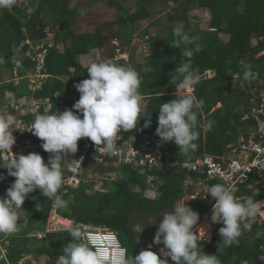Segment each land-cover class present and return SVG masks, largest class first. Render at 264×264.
Returning a JSON list of instances; mask_svg holds the SVG:
<instances>
[{
    "label": "trees",
    "instance_id": "trees-1",
    "mask_svg": "<svg viewBox=\"0 0 264 264\" xmlns=\"http://www.w3.org/2000/svg\"><path fill=\"white\" fill-rule=\"evenodd\" d=\"M158 1L174 4L173 12L167 15L168 34L149 35L148 27L151 23L142 29L141 35H148L149 55L137 71L140 79L139 92L147 101L141 115L150 113L152 123L143 128L147 117H141L136 128L129 132L120 131L117 136L133 135L135 143L138 144L156 134L159 106L175 98L174 87L169 83V74L181 59L180 49L170 44L176 22L190 35L198 37L197 42L202 45V50L192 58V67L198 70L200 76L192 94L204 101L198 120L214 121L212 129L205 131L197 128V149L187 155H181L178 146L169 142L167 146L171 155L164 166L161 169L146 170L144 173L130 165L116 168L111 163H99L95 155L91 154L85 161L83 183L77 188H72L66 184L65 179L67 166L80 148L79 140L77 152L69 154L68 159L62 161L63 182L58 195L67 201V206L62 209L56 207L61 215L71 218L76 224L87 223L114 231L119 235L129 258L138 254L142 248H147L149 244L154 246L153 251L159 253L158 249L163 245L152 243L157 227L151 222L155 218H163L162 213L171 211L176 202L184 200L199 213L200 218L212 207L210 195H204V199L197 202L190 198L195 188H198L196 184L205 179V176L188 174L172 166V163L175 160L192 159L204 153L213 154L218 158L227 156L241 138H245L250 130L256 127L257 122L252 116L256 99L252 91L258 86L264 88V0H139V8L133 12L127 11L116 0H108L105 4L106 10L115 8L119 13L118 19L111 22L116 25V30L109 32L102 31V28L75 30V21L79 18L80 10L84 8L72 7V0H30L35 12L29 18L15 5L11 10L0 8V57L4 61L0 64V120H3L8 114L16 113V102L26 95L48 98L51 101V108L43 110V113L61 112L71 108L79 99V92L74 84L88 78L87 66L79 61L80 55L91 53L95 49L104 50L108 43L115 39L119 40L121 45L130 44L133 36L138 33L137 26L143 20L151 18L149 6L156 5ZM165 8L163 5L161 9L165 11ZM193 8L210 11L207 28H193L192 16L189 14ZM48 27L54 31L55 39L45 57L43 73L47 74V77L41 88L33 92L29 90L27 74L35 67L37 61L26 55L29 45L26 44L23 51L18 50V47L27 38L34 44L42 42L46 38ZM222 34L229 35V38L224 41ZM117 49L114 44L111 46V61ZM17 61L21 62L18 66ZM244 65H251L253 72L250 88L243 87ZM209 71L213 73L210 77L207 75ZM17 77L21 78L18 84L15 83ZM58 92L65 96L62 102L56 98ZM218 103L221 106L217 108ZM5 104L9 107L8 112L4 110ZM42 156L47 162L49 153L43 148ZM108 170L112 173L104 179L114 174H120L121 177L110 182L104 180L103 190L93 189L90 174L95 180L102 179L101 174ZM7 172V168L0 169V174L7 177L0 180V196L6 194V189L15 179L7 176ZM150 175L155 176L154 180H149ZM189 177L192 178L193 184L186 182ZM108 183L111 185L106 189ZM215 184L224 183L207 182L208 187ZM135 185L140 188L139 191L133 189ZM148 189L158 191L159 196H147ZM234 195L238 200L250 196L258 201L264 196L256 194L247 183L237 189ZM22 207L17 210L20 222H17L16 230L11 234L0 233V238L8 241L7 260H0V264H32L33 259H40L42 256L54 257L57 260L63 247L71 239L68 232H47L44 237L32 235L33 232L45 231L54 207L53 201L36 190L28 195ZM256 218L257 216L250 230L242 228L238 246L221 248L219 251L218 229L222 224L213 226L210 241L200 238L195 230L194 234L197 240H200L199 244L205 253L218 255L220 264H241L243 260H247L248 264H264V260L260 259L264 256V235H257L258 232L264 233V222L259 224ZM136 227L140 229L137 230ZM140 237H145L146 240L140 241ZM83 242L86 243L84 240ZM168 260L169 264H174L170 258Z\"/></svg>",
    "mask_w": 264,
    "mask_h": 264
},
{
    "label": "clouds",
    "instance_id": "clouds-1",
    "mask_svg": "<svg viewBox=\"0 0 264 264\" xmlns=\"http://www.w3.org/2000/svg\"><path fill=\"white\" fill-rule=\"evenodd\" d=\"M15 4L16 0H0V8L11 10ZM84 14L85 10L81 9L80 15ZM172 35L170 44L180 49L181 56L174 71L169 74L175 98L159 106L155 131L160 141L173 142L181 155H187L197 149V128L210 131L214 121L198 120L204 101L189 91L200 81L198 70L192 67V58L202 50V45L197 42L198 37L190 35L182 25L174 26ZM3 63L0 57V64ZM244 69L243 79L251 82V65H244ZM87 72L88 78L74 84L79 99L71 108L38 114L29 126L16 128L27 130L39 138L41 147L49 156L45 162L37 152L18 154L3 166L8 169L7 176L15 179L6 189V194L0 196V233L11 234L16 230L19 219L17 210L23 208L25 199L36 190L51 199L58 209L67 206V201L58 195L63 182L62 161L67 160L69 154L77 152L81 138L90 139L96 149L102 146L107 155H117L115 141L120 131L129 132L136 128L141 117H147L143 128L151 125L150 113H140L142 96L139 92V74L135 69L101 59L91 62ZM8 128V124L0 120V150L11 149L15 143L13 132H9ZM6 178L0 174V180ZM202 194L210 195L213 201L211 222L222 224L218 229V251L238 246L242 228L251 229L264 201L254 200L250 196L238 200L232 187L225 184L211 185ZM162 216L152 242L163 245L159 253L149 245L133 257L129 258L121 252L109 259L93 251L96 245L83 242L80 225L69 223L64 229L71 239L63 247L56 264H169L168 258L174 264H220L218 255L205 253L199 244L194 226L200 216L188 203L178 201L171 211L162 213ZM257 235L264 233L258 232ZM260 259L264 260V256ZM241 264H248V261L243 260Z\"/></svg>",
    "mask_w": 264,
    "mask_h": 264
},
{
    "label": "built area",
    "instance_id": "built-area-1",
    "mask_svg": "<svg viewBox=\"0 0 264 264\" xmlns=\"http://www.w3.org/2000/svg\"><path fill=\"white\" fill-rule=\"evenodd\" d=\"M15 6L27 18L31 17L35 12V7L30 4V0H16ZM46 33V38L42 42L34 44L31 39L27 38L18 47V50L23 51V47L26 44L29 45L26 55L37 61L35 67L28 71L27 74L29 90L33 92L41 88L44 79L47 77V74L43 73V68L48 48L53 45L55 33L50 28L46 29ZM20 64L21 62L17 61V66ZM19 80H21L19 77L15 78L16 82H19ZM255 92L256 104L253 107L252 116L257 122L256 127L250 130L245 138H241L229 155L218 158L213 154L204 153L192 159L175 160L172 166L178 167L188 174L195 173L205 176V179H201L196 185L206 190L208 188L207 182L209 181H220L225 185H230L234 192L247 183L251 189L260 188L259 194L264 195V88L258 86ZM56 98L62 102L65 96L57 93ZM51 106V101L48 98H36L26 95L18 99L15 106L16 113L8 114L3 119L9 126V132H13L15 143L11 146V149L0 150V169L6 168L3 166L18 154L26 155L29 152H37L42 155V141L31 132L16 128L29 126L36 115L42 114L43 110H49ZM4 110L6 112L9 111L7 104L4 105ZM115 143L118 154L107 155L104 153L102 146H98L96 149L90 139L81 138L78 153L67 166L66 184L72 188H77L83 183L85 161L91 154L95 155L96 161L99 163H111L116 168L121 165H130L142 173L146 170L161 169L171 155V151L167 146L169 142L160 141L156 134L143 139L138 144L135 143L133 135H118ZM154 178L155 176L150 175L149 180H154ZM186 182L193 184L191 177ZM148 190L156 194L153 198L159 196L158 191ZM261 200H264V196ZM211 208L205 211L200 218L201 223L204 221L209 222L210 228L215 224H219L211 222ZM69 223L76 224L71 218L61 215L54 206L49 215L45 232H36L32 235L44 237L49 231L65 230L64 226ZM78 225L82 226L83 240L86 243L91 242L96 245L93 249L100 255L111 259L113 256H118L121 252H124L127 256L126 248L122 245L118 235L111 229L92 226L87 223H79ZM7 254L8 241L0 238V260H7Z\"/></svg>",
    "mask_w": 264,
    "mask_h": 264
},
{
    "label": "rangeland",
    "instance_id": "rangeland-1",
    "mask_svg": "<svg viewBox=\"0 0 264 264\" xmlns=\"http://www.w3.org/2000/svg\"><path fill=\"white\" fill-rule=\"evenodd\" d=\"M116 1L120 2L122 4V6L124 8H126V10L129 12H133L139 8V6H138L139 0H116ZM107 2H108V0H98V1L97 0H72V2H71L72 7L80 6L81 8H84V10H85V14L83 16H81L79 13V18L75 21V24H74L75 30H79V31L86 30L87 31V30H97V29L102 30L103 29L102 31H106V32L115 31L116 25L111 24V22H114L118 19L119 13L117 12V10L115 8H109L108 10H106L105 4ZM96 4H99V6H97ZM163 5L166 6L165 11H163L161 9ZM149 7H150L151 18L147 19V20H143L142 23H140L137 26L138 33H136V35L133 36L130 44L121 45L119 40H117V39H115L114 41L111 40V42L108 43V46L104 50L100 49L98 51H94L95 54H93L91 56L95 59V61H99L101 59L110 60V58H111L110 48L114 44L115 46L118 47V49L116 50V52L114 54L113 62L116 64H119V65L130 66L133 69H135L136 71H138L140 69L139 65H141L144 62V59L147 56L148 46H149L148 42H147L148 41L147 40L148 35L143 36V35H141L140 32L142 31V29L148 27V25L151 23V26L148 27V28H150V34L149 35L153 36V34L154 35L168 34L167 28H168L169 22L167 21V15L173 12L174 4L172 2L164 4L163 2L158 1V3L156 5L153 4L152 6H149ZM189 14L192 16L191 22L193 24L194 29L195 28H203V27L207 28L209 20H210V11L209 10L193 8L191 11H189ZM155 23L157 25H154ZM175 24L178 25L179 22H176ZM47 29H49V27ZM221 37L225 41L229 38V35L222 34ZM96 52H98V53H96ZM263 52H261V54ZM94 59L92 60V62L94 61ZM31 70H29V71H31ZM207 75L210 77L213 75V73H211V71H209L207 73ZM254 81L257 83V80L255 78H254ZM19 82H20V80H19ZM15 83L18 84V82H16V81H15ZM244 83L245 84L243 85V87H249L245 81H244ZM189 91H191V94L193 93V89H191ZM255 91H256L255 89L252 91L253 96L256 95ZM146 102H147L146 99L142 98V100L140 102V113L145 109ZM219 106H221L220 103H218L216 105L217 108ZM109 173H112V172L110 170L106 171L104 174H101L103 176L102 179L97 178L96 180L93 178L92 174H90L91 184H93V186H94L93 189L103 190L105 188L104 187V180H107V182H110V181H112L118 177H121L120 174H119V176L114 174V175L108 177L107 179H104L107 176H109L108 175ZM108 184L106 186V189L110 188L111 184L110 183H108ZM133 189L136 191L140 190V188L136 185L133 186ZM90 191L92 192L93 190L90 189ZM202 192L205 193V191L202 187L195 188V192L192 195H190V198L195 200L196 202L199 200H203L204 194H202ZM146 195L153 197L156 194L147 190ZM259 201H261V200H259ZM181 202H185V201L181 200ZM263 206H264V203L261 205V208H260V210L257 214V218H256V221L259 224L264 222V209H263L264 207ZM162 219L163 218H155L152 220L151 224L158 227V224ZM18 222H20V216H19ZM23 224H25V222H23ZM201 227H202V223H201V219H199L197 225L194 226V230L196 231V233L198 234V236L200 238H204L207 241H209L211 239L213 227L211 228V232H210L211 235H209V238H207V236L205 234H203ZM136 229L139 230L140 228L136 227ZM43 232H45V231H43ZM33 233H35V232H33ZM118 237H119V235H118ZM139 240L145 241L146 238L140 237ZM149 245H151L152 248L154 247L152 244H149ZM158 252H159V249H158ZM161 258H164V257H161ZM32 264H56V259H54V257L42 256L40 259L39 258L33 259Z\"/></svg>",
    "mask_w": 264,
    "mask_h": 264
},
{
    "label": "crops",
    "instance_id": "crops-1",
    "mask_svg": "<svg viewBox=\"0 0 264 264\" xmlns=\"http://www.w3.org/2000/svg\"><path fill=\"white\" fill-rule=\"evenodd\" d=\"M94 51H98V49H95V50H93L91 53H87V54H82V55H80V57H79V61L83 64V65H85V66H88L91 62H92V60L94 59L91 55H93V54H95L94 53ZM96 53H98V52H96ZM127 54V53H126ZM99 55V54H98ZM99 57V56H98ZM98 60V59H97ZM94 61H95V59H94ZM93 61V62H94ZM86 62V63H85ZM255 90H256V88H255ZM62 112V111H61ZM261 201H264V200H261ZM211 237H212V235H211ZM211 240V239H210ZM209 240V241H210Z\"/></svg>",
    "mask_w": 264,
    "mask_h": 264
},
{
    "label": "bare ground",
    "instance_id": "bare-ground-1",
    "mask_svg": "<svg viewBox=\"0 0 264 264\" xmlns=\"http://www.w3.org/2000/svg\"><path fill=\"white\" fill-rule=\"evenodd\" d=\"M263 204V203H262ZM202 232H203V234H205L206 236H207V238H209V235H211L210 234V232H211V228H210V226H209V223L208 222H206V221H204V222H202Z\"/></svg>",
    "mask_w": 264,
    "mask_h": 264
},
{
    "label": "water",
    "instance_id": "water-1",
    "mask_svg": "<svg viewBox=\"0 0 264 264\" xmlns=\"http://www.w3.org/2000/svg\"><path fill=\"white\" fill-rule=\"evenodd\" d=\"M245 81H246V80H245ZM246 84H247L248 86H250V82L246 81ZM254 192H255L256 194H259V192H260V188H256V189L254 190Z\"/></svg>",
    "mask_w": 264,
    "mask_h": 264
}]
</instances>
